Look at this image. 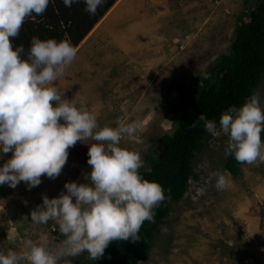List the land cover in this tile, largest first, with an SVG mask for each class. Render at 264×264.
I'll return each instance as SVG.
<instances>
[{
  "label": "rangeland",
  "instance_id": "374dc122",
  "mask_svg": "<svg viewBox=\"0 0 264 264\" xmlns=\"http://www.w3.org/2000/svg\"><path fill=\"white\" fill-rule=\"evenodd\" d=\"M257 1L117 0L76 47L75 59L54 86L77 106L83 103L100 127L139 121L120 146L138 151L140 168H148L146 157L162 151L161 136L173 131L200 89L202 73L230 52L240 16ZM254 93L264 107V78ZM228 139L209 133L194 159L197 176L172 204L150 255L139 264H264V161L242 163L241 174L233 175L225 168ZM11 155L4 154L0 165ZM87 160L88 145L78 141L58 177L42 176L31 189L23 181L15 188L0 185V252L27 251L22 241L41 234L45 247L56 250L65 238L58 225L34 224L30 213L43 195L66 191L67 181L90 184ZM215 171L227 177L222 190L215 186ZM66 259L92 260L87 252Z\"/></svg>",
  "mask_w": 264,
  "mask_h": 264
},
{
  "label": "clouds",
  "instance_id": "9594fccd",
  "mask_svg": "<svg viewBox=\"0 0 264 264\" xmlns=\"http://www.w3.org/2000/svg\"><path fill=\"white\" fill-rule=\"evenodd\" d=\"M71 7L79 0H62ZM50 0H0V185L15 188L20 182L38 186L42 176L58 177L69 157V149L79 141L88 145L87 164L91 183L67 181L66 191L49 198L32 209L31 222L58 225L65 237L55 251L45 247V236L24 239L27 251L9 249L0 252V264H71L68 257L87 252L96 261L103 257L112 241L139 240L138 232L145 220H154V207L165 199L158 182L143 179L138 151L120 146L122 136H132L139 121L117 120L116 127H100L96 116L81 103L64 96L54 86L77 55L67 40L40 39L33 36L27 56L23 45L13 46L26 17L42 15ZM85 11L94 15L104 0H83ZM208 78V74H204ZM55 102V106L53 104ZM203 122L213 136H228L226 155L238 162L264 161V107L253 93L239 107L224 111L217 122L201 113L192 122ZM215 186L222 190L228 180L221 171L211 174Z\"/></svg>",
  "mask_w": 264,
  "mask_h": 264
},
{
  "label": "trees",
  "instance_id": "16d2710c",
  "mask_svg": "<svg viewBox=\"0 0 264 264\" xmlns=\"http://www.w3.org/2000/svg\"><path fill=\"white\" fill-rule=\"evenodd\" d=\"M117 0H104L94 15L86 12L83 0L66 7L62 0H50L42 15L26 17L13 46H24L27 56L33 36L40 39H67L76 48ZM248 18V19H246ZM208 74V78L204 74ZM264 78V0L243 12L235 28V39L228 54H222L201 75V87L183 108L171 133L161 136L164 147L157 155L146 157L148 168H139L143 179L162 185L165 199L154 207V220H145L138 232L139 240L112 241L102 258L74 264H139L151 252L154 240L171 206L184 197L189 181L197 176L194 159L207 146L209 132L203 122L195 127L201 113L219 124L221 114L229 107L241 106ZM264 139V132H262ZM241 162L228 155L225 168L241 174Z\"/></svg>",
  "mask_w": 264,
  "mask_h": 264
}]
</instances>
